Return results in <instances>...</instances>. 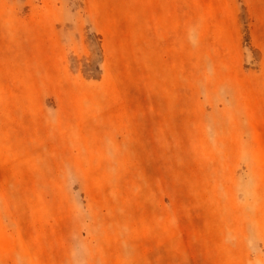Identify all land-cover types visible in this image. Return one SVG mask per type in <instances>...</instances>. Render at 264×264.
I'll return each instance as SVG.
<instances>
[{
	"label": "rangeland",
	"instance_id": "1",
	"mask_svg": "<svg viewBox=\"0 0 264 264\" xmlns=\"http://www.w3.org/2000/svg\"><path fill=\"white\" fill-rule=\"evenodd\" d=\"M0 264H264V0H0Z\"/></svg>",
	"mask_w": 264,
	"mask_h": 264
}]
</instances>
